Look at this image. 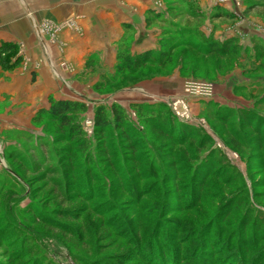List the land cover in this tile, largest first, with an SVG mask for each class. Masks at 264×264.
I'll return each mask as SVG.
<instances>
[{
	"label": "rangeland",
	"instance_id": "rangeland-1",
	"mask_svg": "<svg viewBox=\"0 0 264 264\" xmlns=\"http://www.w3.org/2000/svg\"><path fill=\"white\" fill-rule=\"evenodd\" d=\"M169 5L151 23L154 64L118 67V54L145 52L130 36L111 70L91 59L75 74L87 135L97 106L119 104L138 128L139 156L101 152L93 138L72 169L54 122L0 131V264H264V0ZM195 29L241 48L158 55Z\"/></svg>",
	"mask_w": 264,
	"mask_h": 264
},
{
	"label": "crops",
	"instance_id": "crops-1",
	"mask_svg": "<svg viewBox=\"0 0 264 264\" xmlns=\"http://www.w3.org/2000/svg\"><path fill=\"white\" fill-rule=\"evenodd\" d=\"M177 2L183 0H0V43H14L12 61L18 58L0 63V131L27 128L49 97L76 100L82 83L75 74L91 59L111 70L125 37L133 38V52L151 48L159 33L151 23L168 18L165 7Z\"/></svg>",
	"mask_w": 264,
	"mask_h": 264
},
{
	"label": "trees",
	"instance_id": "trees-1",
	"mask_svg": "<svg viewBox=\"0 0 264 264\" xmlns=\"http://www.w3.org/2000/svg\"><path fill=\"white\" fill-rule=\"evenodd\" d=\"M194 34H196L197 37L191 38L188 31L186 33L185 39L182 38L180 41L168 43L166 45V50L160 51V53L158 52V55H164L166 60H170L172 52L176 48H178V46L182 45L191 47L194 51L201 50V48L205 49L204 53L206 54H234L239 48H241V45L238 43L235 36H230L226 39L213 38L212 36L206 37L198 29H195ZM16 48L17 47L14 43H0V62L3 61L5 63L4 66L14 64L18 60V58H15L14 61H12L16 55ZM150 53L151 52L149 51H145L140 53L136 57L128 53L118 54V67H120L123 72H127L129 70L136 69L137 64H143L144 62H148V64H154L156 58L150 57ZM13 54L14 57L12 58ZM137 60L140 61L137 62ZM163 62L164 61H162V63ZM85 107V103L79 100L54 99L52 97H49L48 108H41L37 110L32 118L35 122L40 121L41 119H47L55 123V127L59 130V133H57L58 142H66L65 146L58 149L60 150L58 151L60 158H63L61 160H64L63 163H61L63 167L71 166V168L73 169L74 166H78V154L81 150H83L84 147H88L89 149L91 148L90 146L93 144V138L96 139V142L98 144H100L99 151L101 152H109V154L111 153V155L115 154L116 156H120L122 154L121 150L125 149L127 150L126 153H135L136 157L139 156L138 151L143 150L141 144L142 139H140L138 136V128H136L132 124V121L128 118L127 113L122 106L113 103L109 107L99 105L95 108L93 115L92 138L87 135L81 123L80 114H82V112L85 110ZM144 109L147 110L148 107L144 105L137 106L138 112ZM169 120H171V117ZM169 120L166 119L163 124L167 123L170 125ZM161 130L162 129L160 127V130L158 131L160 132ZM114 134H116L118 138H120V140L124 142V144L123 146L116 147L117 149L113 148L112 150L111 148L113 147V142H108V139L114 137ZM32 154L35 158L41 159V155H39L36 150H33ZM130 154L129 156H131ZM117 162L119 165L120 162ZM71 168L69 167L68 170H70ZM77 186L79 187V190L80 186H82L81 190L88 189L89 193L91 192V189L88 188V186L84 187L81 184H78ZM146 251L150 255H154L157 260H160L154 254V251L152 249L148 248V250L146 249Z\"/></svg>",
	"mask_w": 264,
	"mask_h": 264
},
{
	"label": "built area",
	"instance_id": "built-area-1",
	"mask_svg": "<svg viewBox=\"0 0 264 264\" xmlns=\"http://www.w3.org/2000/svg\"><path fill=\"white\" fill-rule=\"evenodd\" d=\"M216 1H220V2H222V1H225V0H216ZM91 123V122H90Z\"/></svg>",
	"mask_w": 264,
	"mask_h": 264
}]
</instances>
